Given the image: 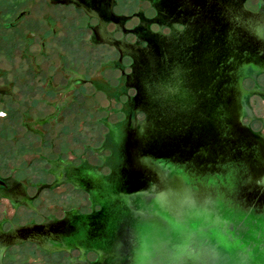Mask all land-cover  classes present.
I'll return each instance as SVG.
<instances>
[{
	"label": "water",
	"instance_id": "1",
	"mask_svg": "<svg viewBox=\"0 0 264 264\" xmlns=\"http://www.w3.org/2000/svg\"><path fill=\"white\" fill-rule=\"evenodd\" d=\"M0 264H264V0L0 14Z\"/></svg>",
	"mask_w": 264,
	"mask_h": 264
},
{
	"label": "flooded vegetation",
	"instance_id": "2",
	"mask_svg": "<svg viewBox=\"0 0 264 264\" xmlns=\"http://www.w3.org/2000/svg\"><path fill=\"white\" fill-rule=\"evenodd\" d=\"M18 1L19 0H0V14L14 18Z\"/></svg>",
	"mask_w": 264,
	"mask_h": 264
}]
</instances>
